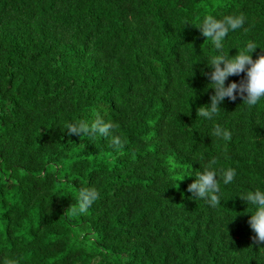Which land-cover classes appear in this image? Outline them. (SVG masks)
<instances>
[{
    "label": "trees",
    "instance_id": "1",
    "mask_svg": "<svg viewBox=\"0 0 264 264\" xmlns=\"http://www.w3.org/2000/svg\"><path fill=\"white\" fill-rule=\"evenodd\" d=\"M238 11L229 55L264 46V0H0V264H264L240 197L264 186V102L199 115L213 89L194 25ZM97 113L122 147L67 132ZM212 158L237 169L216 207L177 180ZM83 187L100 196L73 214Z\"/></svg>",
    "mask_w": 264,
    "mask_h": 264
},
{
    "label": "clouds",
    "instance_id": "2",
    "mask_svg": "<svg viewBox=\"0 0 264 264\" xmlns=\"http://www.w3.org/2000/svg\"><path fill=\"white\" fill-rule=\"evenodd\" d=\"M187 22V21H186ZM247 16L243 12H234L222 16H216L211 12L200 16L195 25L205 40L208 41L209 54L206 64L211 68L206 73L210 80V88L213 94L206 105L199 107V115L206 122L217 120L220 116V105L225 98L236 100L239 96L248 108L264 102V46L256 42H248L243 49L235 55H229L226 38L229 33L245 29ZM191 24V23H190ZM259 48L253 59V52ZM236 49V48H235ZM243 73V78L239 82L225 81L228 77ZM117 123L105 120L100 114H96L94 119H75L67 123L66 130L70 134L101 138H110L111 144L120 148L123 140L116 130ZM219 140L227 142L231 139L228 129L215 125L211 130ZM217 160L210 159L199 171L191 172L189 169L182 172V180L187 176H194L193 181L187 186V191L192 193L194 198L204 200L212 207L221 204V186L233 184L237 178L235 167H216ZM190 167V166H189ZM176 180V181H177ZM100 193L94 187H83L78 190V207L73 209V214L87 212L93 203L99 198ZM240 197L247 202L250 207V217L248 224L255 233L254 241L257 244H264V186L254 187L242 191ZM6 264H19L15 258L10 259Z\"/></svg>",
    "mask_w": 264,
    "mask_h": 264
}]
</instances>
